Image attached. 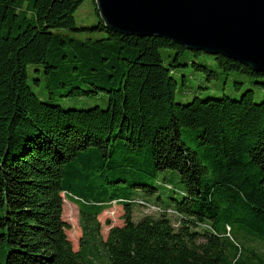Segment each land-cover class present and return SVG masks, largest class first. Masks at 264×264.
<instances>
[{"label":"trees","instance_id":"obj_1","mask_svg":"<svg viewBox=\"0 0 264 264\" xmlns=\"http://www.w3.org/2000/svg\"><path fill=\"white\" fill-rule=\"evenodd\" d=\"M84 1L0 0V264H84L82 253L101 247L110 264H264L252 245L264 243V100L254 102L248 89L238 99L176 101L171 72L187 49L106 28L94 0V22L77 27ZM56 28L102 35L73 39ZM162 48L175 54L168 66ZM213 57L224 72L264 76ZM30 64L42 66L51 95L59 86L69 97L104 92L107 107L65 109L39 99ZM166 169L179 172L181 188H168L180 196L156 205L182 213L179 227L165 214L135 222V199L109 189L151 192L136 176ZM117 197L123 224L103 239L97 217ZM63 198L79 209L77 250L65 232Z\"/></svg>","mask_w":264,"mask_h":264},{"label":"rangeland","instance_id":"obj_2","mask_svg":"<svg viewBox=\"0 0 264 264\" xmlns=\"http://www.w3.org/2000/svg\"><path fill=\"white\" fill-rule=\"evenodd\" d=\"M75 22L77 27L89 25L94 22L93 7L90 0H85L75 12ZM55 32L67 38L94 40L101 37V33L87 30H70L66 28H56ZM160 54L165 66L173 63L174 52L168 48L160 49ZM179 62L183 65L172 68L171 75L175 78L177 84L175 89V100L181 103L191 101L194 97L204 99L207 97L228 96L232 99H238L243 92L250 89L253 91L252 99L254 102L264 100V76H252L235 71H222L213 55L207 53L195 54L193 51L186 50L179 56ZM204 64L208 69L216 73L210 79L207 78L206 72L196 70L192 62ZM38 68L40 72L34 69ZM28 83L36 96L49 103L58 104L62 108H90L99 106L106 108L108 103L107 94L99 92L94 95L69 97L62 96L65 87L59 86L53 88L54 93L51 95L48 89V75L43 72L41 65H28ZM180 175L177 170L166 169L159 171L156 176L148 177L146 175L136 176V183H147L152 186L153 191L146 192L142 188H130L128 190L110 188V192H115L117 196H127L134 198L131 204L133 220L139 221L143 215L150 214L158 217L165 214L172 226L176 229L179 227L184 215L172 207L163 208L162 206L171 205L170 196L179 198V193L173 194L172 189L168 188L170 184L173 188H181L179 182ZM117 202H109L110 206L98 215L100 222V234L103 239L106 238L107 232L111 226L123 224V202L117 197ZM162 206H158V205ZM151 206H156L159 211H153ZM62 219L67 222L69 227L66 229L67 237L72 243L74 250L79 247V238L81 229L79 225V209L76 202L71 199L63 198ZM197 227H195L196 229ZM198 229L203 230L201 225ZM254 248L264 254V243H252ZM84 264H110L107 249L101 247L99 251L87 250L82 253Z\"/></svg>","mask_w":264,"mask_h":264},{"label":"water","instance_id":"obj_3","mask_svg":"<svg viewBox=\"0 0 264 264\" xmlns=\"http://www.w3.org/2000/svg\"><path fill=\"white\" fill-rule=\"evenodd\" d=\"M106 28L157 36L264 73V0H94Z\"/></svg>","mask_w":264,"mask_h":264},{"label":"built area","instance_id":"obj_4","mask_svg":"<svg viewBox=\"0 0 264 264\" xmlns=\"http://www.w3.org/2000/svg\"><path fill=\"white\" fill-rule=\"evenodd\" d=\"M112 202H116V201H115V200H112ZM151 209H152L153 211H159V208L156 207V206H151Z\"/></svg>","mask_w":264,"mask_h":264},{"label":"crops","instance_id":"obj_5","mask_svg":"<svg viewBox=\"0 0 264 264\" xmlns=\"http://www.w3.org/2000/svg\"><path fill=\"white\" fill-rule=\"evenodd\" d=\"M108 233V232H107ZM81 236V235H80Z\"/></svg>","mask_w":264,"mask_h":264}]
</instances>
